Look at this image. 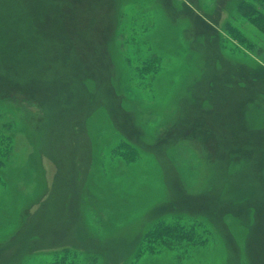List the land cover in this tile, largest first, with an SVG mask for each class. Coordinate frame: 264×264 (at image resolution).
<instances>
[{
	"label": "rangeland",
	"instance_id": "obj_1",
	"mask_svg": "<svg viewBox=\"0 0 264 264\" xmlns=\"http://www.w3.org/2000/svg\"><path fill=\"white\" fill-rule=\"evenodd\" d=\"M241 1L0 0V264H127L177 218L208 243L141 264H264V35Z\"/></svg>",
	"mask_w": 264,
	"mask_h": 264
},
{
	"label": "trees",
	"instance_id": "obj_2",
	"mask_svg": "<svg viewBox=\"0 0 264 264\" xmlns=\"http://www.w3.org/2000/svg\"><path fill=\"white\" fill-rule=\"evenodd\" d=\"M238 13L247 19L259 32L264 35V0L241 1L238 5ZM227 32L239 44L251 48L253 43L241 33L237 28H228ZM241 45V46H242ZM156 59H147L141 67V71L157 72L160 65L152 62ZM11 142L7 134L0 133V165H5V161L10 154ZM127 160L134 159L135 150L124 153ZM3 181L0 172V184ZM209 233L199 221L191 220L182 222L180 219L170 221L157 220L143 234L140 244L137 247L131 261L127 264H141V258L147 255L163 253L166 251L175 254V257L189 255V251L195 247H202L208 243ZM48 264H82L80 257L69 249L58 250L52 256Z\"/></svg>",
	"mask_w": 264,
	"mask_h": 264
}]
</instances>
